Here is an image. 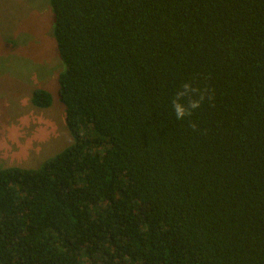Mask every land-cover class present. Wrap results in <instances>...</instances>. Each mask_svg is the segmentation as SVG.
I'll return each mask as SVG.
<instances>
[{"label":"trees","instance_id":"obj_1","mask_svg":"<svg viewBox=\"0 0 264 264\" xmlns=\"http://www.w3.org/2000/svg\"><path fill=\"white\" fill-rule=\"evenodd\" d=\"M50 4L74 143L0 169V264H264V0Z\"/></svg>","mask_w":264,"mask_h":264},{"label":"rangeland","instance_id":"obj_2","mask_svg":"<svg viewBox=\"0 0 264 264\" xmlns=\"http://www.w3.org/2000/svg\"><path fill=\"white\" fill-rule=\"evenodd\" d=\"M55 24L50 0H0V154H11L0 156V169H41L74 143L59 98L66 65ZM35 89L52 95L50 108L33 105Z\"/></svg>","mask_w":264,"mask_h":264},{"label":"clouds","instance_id":"obj_3","mask_svg":"<svg viewBox=\"0 0 264 264\" xmlns=\"http://www.w3.org/2000/svg\"><path fill=\"white\" fill-rule=\"evenodd\" d=\"M198 94L199 99L189 98L187 103H184L185 97H189L190 94ZM204 100V94L200 92V89L194 88L191 82L181 85V90L177 91L172 99L171 108L175 114L177 120L182 121L186 117H190L193 111L200 108ZM195 128V124L192 125Z\"/></svg>","mask_w":264,"mask_h":264},{"label":"crops","instance_id":"obj_4","mask_svg":"<svg viewBox=\"0 0 264 264\" xmlns=\"http://www.w3.org/2000/svg\"><path fill=\"white\" fill-rule=\"evenodd\" d=\"M13 129L15 130L16 129V125L15 127H13ZM12 153V152H10ZM31 153H32V156H34L36 154V150H31ZM38 153L41 154L42 153V149L39 147L38 148ZM1 157H4V158H10L11 159V154H0ZM21 156V154L19 155Z\"/></svg>","mask_w":264,"mask_h":264}]
</instances>
